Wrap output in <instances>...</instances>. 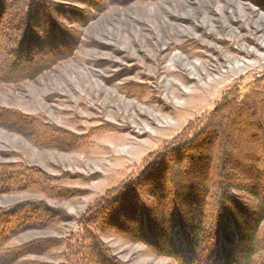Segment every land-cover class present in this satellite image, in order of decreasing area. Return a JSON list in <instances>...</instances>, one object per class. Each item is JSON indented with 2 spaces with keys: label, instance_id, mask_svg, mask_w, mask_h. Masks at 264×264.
I'll use <instances>...</instances> for the list:
<instances>
[{
  "label": "rangeland",
  "instance_id": "1",
  "mask_svg": "<svg viewBox=\"0 0 264 264\" xmlns=\"http://www.w3.org/2000/svg\"><path fill=\"white\" fill-rule=\"evenodd\" d=\"M29 1L24 3L28 12L22 4L17 12L5 10L17 19L9 23L17 34L5 28L4 40L17 43L28 36L33 47L44 43L45 52L60 49L62 59L32 80L0 82V109L39 118L73 134L79 146L71 151L37 148L26 137L0 127V164L21 163L62 176L59 185L82 194L69 200L27 192L0 194L1 212L42 203L55 213L41 216L39 225L31 223L37 229L18 234L7 245L47 241L49 248H37L18 260L0 254V264H60L65 245L53 246L52 241L75 237L77 219L106 191L139 175L145 159L171 149L184 130L192 132L187 131L188 137L195 136L223 98L242 99L264 77V0H55L51 12V6L48 10L41 2ZM52 26L54 33L63 31L56 32V44L47 38ZM5 48L0 69L11 74L8 70L22 61L13 65V48ZM174 57L180 61L174 62ZM23 70L31 72L29 66ZM250 129L244 127L242 136ZM231 140L224 146L233 144ZM260 146L247 140L239 146L250 161L256 158L259 170L264 168ZM218 149L213 152L218 154ZM211 158L217 186L223 171L215 167L217 158ZM192 196L190 203L183 200L187 216L180 221L190 216L195 220L203 211ZM252 204L250 210L258 208ZM250 215L242 217L251 223ZM111 220V226L120 224ZM100 240L123 264H172L141 244L114 235Z\"/></svg>",
  "mask_w": 264,
  "mask_h": 264
},
{
  "label": "trees",
  "instance_id": "2",
  "mask_svg": "<svg viewBox=\"0 0 264 264\" xmlns=\"http://www.w3.org/2000/svg\"><path fill=\"white\" fill-rule=\"evenodd\" d=\"M34 1L46 5L48 10L51 6L50 12L56 6L55 0ZM19 2L0 0V53L10 45L13 48L10 57L16 59L13 65L22 61L17 68L8 70L11 74L0 69L2 83L32 80L62 59V54H58L60 49L47 53L44 43L34 47L28 44V36L17 43L11 38L4 40L5 28L11 30V34H17L16 29L9 28V23L12 25L17 19L6 12L13 9L17 12L21 4L29 11V6L24 5L28 0ZM54 28L51 27L47 38L56 44L55 38L59 37L56 32L62 34L63 31L54 33ZM27 66L31 72L23 70ZM263 105L264 77L257 79L242 99L236 96L223 98L195 136L188 137L187 131H191L186 129L175 147L171 144L168 151L163 149L147 157L139 175L106 191L81 219H77L75 237L52 241L53 246L65 245L60 264H123L111 256L100 240L109 235L141 244L153 256L166 257L172 264H264V229L261 227L264 222V168L259 170L255 166L256 158L250 161L239 148L244 140L250 145L257 141L264 151ZM246 117L250 119L246 120ZM248 126L252 130L242 136L244 127ZM0 127L26 137L37 148L78 150L73 134L55 130L36 117L0 109ZM227 140L233 144L225 147ZM214 147L215 150L220 148L218 154L213 152ZM210 156L214 160L217 158L219 165L215 167L223 171L218 177V187L213 181L214 166ZM63 179L21 163L0 164V194L27 192L52 200L81 196L82 191L59 185ZM192 194L191 199L194 201L196 196L203 211L195 220L189 215V220L182 218L181 222L179 217L187 216L182 211L183 200L190 203ZM252 201L258 207L253 211L250 210L254 208ZM243 213H251V223L242 217ZM53 214L42 203L24 204L9 212L0 211V254L15 256L18 260L33 254L37 248H49L47 241H34L14 248L7 245L18 234L37 229L32 225H39L41 216ZM150 217L156 221L151 222ZM112 218L121 225L111 226Z\"/></svg>",
  "mask_w": 264,
  "mask_h": 264
},
{
  "label": "bare ground",
  "instance_id": "3",
  "mask_svg": "<svg viewBox=\"0 0 264 264\" xmlns=\"http://www.w3.org/2000/svg\"><path fill=\"white\" fill-rule=\"evenodd\" d=\"M173 61L178 63V61H180V59H179L178 57H174V58H173ZM234 62H235V61H234ZM242 68H243V65H241V66H237V68H235V70L238 71V70H240V69H242ZM116 75H117V74H116ZM186 81H187V82H186ZM186 81H185V83H189V82H190L189 79H187ZM129 82H132V81H129ZM133 82H134V81H133ZM127 84H128V83H127ZM130 84H131V83H130ZM169 84H170V83H169ZM137 85H139V84H137ZM172 85H173V84H172ZM172 85L170 84L171 87H173ZM141 86H142V85H141ZM145 86H146V85H145ZM175 93H176V91H175ZM180 93H181V92H180ZM182 94H183V93H182ZM187 95H188V94H186V92H184L183 96H187ZM175 97L179 99V98L182 97V96L177 94V95H175ZM175 97H174V98H175ZM104 124L106 125V123H104ZM113 126H114V125H113Z\"/></svg>",
  "mask_w": 264,
  "mask_h": 264
}]
</instances>
